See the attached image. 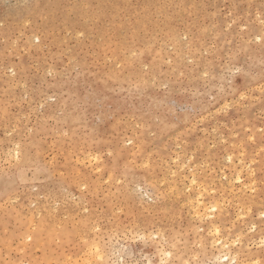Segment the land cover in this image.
Masks as SVG:
<instances>
[{"label":"rangeland","instance_id":"obj_1","mask_svg":"<svg viewBox=\"0 0 264 264\" xmlns=\"http://www.w3.org/2000/svg\"><path fill=\"white\" fill-rule=\"evenodd\" d=\"M262 241L264 0H0V264Z\"/></svg>","mask_w":264,"mask_h":264},{"label":"bare ground","instance_id":"obj_2","mask_svg":"<svg viewBox=\"0 0 264 264\" xmlns=\"http://www.w3.org/2000/svg\"><path fill=\"white\" fill-rule=\"evenodd\" d=\"M212 209L214 210L215 209V207H212ZM262 242H264V241H262ZM227 244V243H226ZM223 246V245H222ZM224 257V256H223ZM222 259V258H221Z\"/></svg>","mask_w":264,"mask_h":264}]
</instances>
